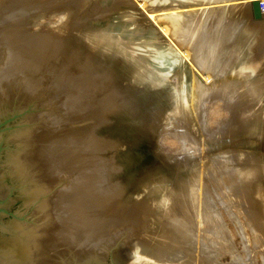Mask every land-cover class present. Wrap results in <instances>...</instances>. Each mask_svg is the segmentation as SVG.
Masks as SVG:
<instances>
[{
    "label": "rangeland",
    "instance_id": "374dc122",
    "mask_svg": "<svg viewBox=\"0 0 264 264\" xmlns=\"http://www.w3.org/2000/svg\"><path fill=\"white\" fill-rule=\"evenodd\" d=\"M78 1L0 0V264H110L118 246V260L137 253L134 264H150L148 246L202 182L201 199L235 214L229 232L216 231L238 255L223 250L217 264H264V174L222 177L256 155L264 162L253 1ZM160 14L178 25L152 24ZM10 237L37 258L6 251Z\"/></svg>",
    "mask_w": 264,
    "mask_h": 264
},
{
    "label": "bare ground",
    "instance_id": "6f19581e",
    "mask_svg": "<svg viewBox=\"0 0 264 264\" xmlns=\"http://www.w3.org/2000/svg\"><path fill=\"white\" fill-rule=\"evenodd\" d=\"M29 2V1H28ZM44 2V1H43ZM77 2H80L77 0ZM39 3V2H38ZM213 3H217V2H212L210 1L209 3H204V4H213ZM202 5V4H201ZM36 6V5H35ZM39 7V6H38ZM131 7L136 11L137 7L133 4L131 5ZM77 8V7H76ZM18 9V8H17ZM5 10V9H4ZM227 9H224V11H226ZM189 11V18L190 20H192L195 16L193 10H188ZM149 12H157V11H152L149 10ZM139 13V12H138ZM53 14V13H52ZM176 14H160L158 16H154L150 22L153 24L154 22L160 24V25H178V23L176 22L175 24L172 23V20H174V16ZM181 15V14H179ZM66 16V15H64ZM127 16L130 18L132 17V14L128 13ZM61 17V16H60ZM63 19V18H62ZM31 20V19H30ZM35 20V19H34ZM129 20V22H130ZM39 21V20H38ZM64 21V20H63ZM73 21V20H72ZM154 21V22H153ZM175 21V20H174ZM250 21V18H248V22ZM38 23V22H37ZM77 23V22H76ZM18 24V23H17ZM59 24V23H58ZM133 24V23H131ZM185 24V23H184ZM182 25V29L186 30V28L184 27L185 25ZM33 25V24H32ZM156 25V24H155ZM76 27V25L74 26ZM157 27V26H156ZM155 27V28H156ZM160 27V26H159ZM158 28V27H157ZM164 28V27H163ZM162 28V29H163ZM7 29V28H6ZM10 29V28H9ZM160 29V28H159ZM161 29V31H162ZM156 30V29H155ZM257 32L264 30V18L263 20H261L259 23H257ZM157 31V30H156ZM155 31V32H156ZM164 33V32H163ZM164 35L162 34L161 37H163ZM254 41H252L253 43ZM248 44V42H247ZM254 45H261V48L263 46L262 49H264V35L262 36H258L257 39H255V43H253ZM249 61H251V58H248L245 63H248ZM227 69V65L223 67V71L225 72ZM249 90V89H248ZM250 92H256V88H251ZM246 93V92H245ZM248 93V91H247ZM246 93V95H247ZM206 98V97H205ZM250 98L249 95H247L245 97L246 99V105H251V103H249L247 101V99ZM245 99L241 100V106H243V103L245 101ZM259 103L262 102L261 104V108L258 109H262L264 107V95L258 98ZM211 102V101H210ZM211 104V103H210ZM214 104V102H213ZM212 104V105H213ZM211 105V106H212ZM210 107V105H209ZM209 109V108H208ZM211 109V108H210ZM213 109V107H212ZM220 110V109H219ZM207 111V110H205ZM210 111V110H209ZM215 111V110H214ZM212 111V112H214ZM211 112V113H212ZM219 112V111H218ZM261 112V110H260ZM205 113V112H204ZM208 113V112H207ZM209 112V114H211ZM259 113V112H258ZM207 115V114H206ZM205 115V116H206ZM213 115V113L211 114ZM215 115V114H214ZM217 115V114H216ZM209 116V115H208ZM204 118V117H203ZM206 123V122H205ZM185 143V142H184ZM229 163L228 158H225V163L224 165H227ZM228 166H226L225 168H227ZM235 167L234 164H232V168L234 169L235 173L234 175H231L232 177L234 176V179L229 180V178L227 177V174L222 173V177H224L225 182L226 180H228L229 182H233L235 179H240V178H244L246 179L249 176H252V178H258L261 175L264 174V162L260 159V157L256 155V157L253 160H250V162L245 163L244 166H239ZM229 170V169H228ZM227 170V171H228ZM230 171V170H229ZM218 172V171H217ZM223 172V171H222ZM214 173V172H213ZM212 173V174H213ZM217 173H215L216 176ZM224 174L226 176H224ZM230 174V173H229ZM221 173L218 174V176H220ZM221 177V176H220ZM231 177V178H232ZM240 177V178H239ZM217 178V176H216ZM251 178V179H252ZM2 179V178H1ZM203 179V178H202ZM202 181V180H201ZM251 181V180H250ZM216 182V181H215ZM214 182V183H215ZM249 182V181H248ZM203 183V182H202ZM201 185L198 187H195V189H191L188 191V193H186V197H188V200H184L182 199V204L179 207L178 213L180 211L181 215H169L168 217L170 218V221H167L166 223V229L165 231H163V238L161 243L159 244V246L156 248L154 246H148L149 248H151L150 250V254L151 258H153L154 260H148L150 261V264H217L216 258H222L223 255V250H228L227 252H229L231 254L230 258L228 259H232L235 256L234 255H238V253L235 252L234 246H233V239L231 237H227V236H218V231L223 230L225 232H229V221L226 220V217H228L229 215H235L233 214V209H230L228 207V209H226V214L221 213L219 210L215 209L214 207H212L207 200H204L203 198L201 199L200 196L203 192L206 191L207 184L203 183L204 185ZM227 183V182H226ZM257 183V182H256ZM199 184V183H198ZM197 184V185H198ZM209 184V183H208ZM220 184V183H219ZM223 184V183H221ZM258 184V183H257ZM228 185V184H227ZM226 186V185H225ZM246 191L247 189H250V183L246 184ZM229 188V187H228ZM209 191V190H208ZM211 192V191H210ZM229 194L233 193V187L229 190L228 192ZM247 193V192H246ZM212 195V194H211ZM226 195V194H225ZM234 195H236V193L234 192ZM213 196V195H212ZM235 213V212H234ZM247 213V214H246ZM242 218L249 220L248 216L250 217L249 213L246 212ZM176 215L178 217H176ZM251 218V217H250ZM243 219H238L240 221V223L244 226H248L247 225V221L243 220ZM17 225V224H16ZM74 225V224H73ZM84 225V224H83ZM18 227V226H17ZM162 227V226H161ZM19 228V227H18ZM82 228V227H81ZM84 228V227H83ZM255 228V226L253 227ZM202 229L204 230V232L207 235H200V232H202ZM242 231H241V235H244V232L246 231L244 227H241ZM83 230V229H82ZM19 231V230H18ZM47 231V230H46ZM84 231V230H83ZM212 231H215L214 233ZM258 231V230H257ZM45 232V231H44ZM73 232V231H72ZM212 232V233H211ZM210 233V234H209ZM22 234V233H21ZM46 234H48L46 232ZM258 234V233H257ZM45 235V234H43ZM97 236V235H96ZM247 236L244 237V247H242V249H244L246 247V245H248L249 239L246 238ZM49 239V237H47ZM46 238V239H47ZM70 238V237H69ZM5 239V238H3ZM44 239V238H43ZM62 239V238H61ZM164 239H166V241L168 242H164ZM7 240V241H6ZM5 241H3L2 246L5 248V250H11V252H13L16 256L17 259L19 258L20 261L27 263L26 261L30 262V261H34L32 260V250L29 249L28 247H26V245L19 239H17V237H15L13 239V237H10L9 239H6ZM40 240V239H39ZM45 240V239H44ZM71 240V239H70ZM170 240V241H169ZM196 240V241H195ZM28 241V240H27ZM36 241V240H35ZM73 241V239H72ZM37 242V241H36ZM39 242V241H38ZM69 242V241H67ZM40 243V242H39ZM38 243V244H39ZM48 243V242H47ZM36 244V243H35ZM33 243V245H35ZM38 244L35 245V247H38ZM82 244V243H81ZM152 244V243H151ZM155 244V243H154ZM44 245V244H43ZM72 245V244H71ZM231 245V246H230ZM32 246V245H31ZM30 246V247H31ZM62 246V245H61ZM147 246V245H146ZM33 246V248H35ZM35 248L38 249V248ZM51 247V245H50ZM66 247V246H65ZM69 247V246H68ZM67 247V248H68ZM41 248H43L41 246ZM47 248V246H46ZM90 248V246H89ZM128 248H131L128 246ZM83 249V248H82ZM251 248H249L250 251ZM253 249V248H252ZM6 250V251H7ZM76 250V249H75ZM94 250V249H93ZM139 250H141L139 248ZM261 250V249H260ZM47 251V250H46ZM72 251V250H71ZM74 251V249H73ZM77 251V250H76ZM147 252V247H143L142 250L140 251L142 252ZM248 251V252H249ZM263 251V250H262ZM261 251V252H262ZM37 252V250H36ZM34 253L35 258L36 255L38 253ZM48 252V251H47ZM82 252V251H81ZM86 252V251H85ZM84 252V253H85ZM257 253L259 251H256ZM41 253V252H40ZM65 253V252H64ZM70 253V252H69ZM83 253V254H84ZM90 253V252H89ZM127 253V252H126ZM256 253V254H257ZM72 254V253H71ZM91 254V253H90ZM89 254V255H90ZM229 254V255H230ZM253 254V252H252ZM44 255V254H43ZM52 255V254H51ZM50 255V256H51ZM132 255V254H131ZM137 253L133 254L130 259L131 262L130 264H134L139 262V256L137 258ZM251 254L249 253L248 256H250ZM15 256V257H16ZM40 256V255H39ZM45 256V255H44ZM47 256V255H46ZM53 256V255H52ZM55 256V255H54ZM59 256L61 257V255L59 254ZM150 256V255H149ZM253 256V255H251ZM89 257V256H88ZM255 257V256H254ZM41 258V257H40ZM52 258V257H50ZM56 258V257H55ZM129 258V257H128ZM259 261H263L264 262V257H258ZM47 259V257H46ZM53 259V258H52ZM83 259V258H82ZM127 259V258H126ZM239 259V258H238ZM257 259V260H258ZM45 260V259H44ZM43 260V261H44ZM59 260V259H58ZM141 260V259H140ZM256 260V259H255ZM43 261H41V264H44ZM47 261V260H46ZM147 261V260H146ZM152 261V262H151ZM49 263L53 262V261H48ZM79 262V261H78ZM91 262V261H90ZM4 263V262H3ZM31 263V262H30ZM47 263V262H46ZM243 263V262H242ZM8 264V263H7ZM32 264V263H31ZM35 264V262H34ZM37 264V263H36ZM57 264V263H56ZM81 264V263H80ZM140 264V263H139ZM226 264V263H225ZM249 264V263H247Z\"/></svg>",
    "mask_w": 264,
    "mask_h": 264
},
{
    "label": "water",
    "instance_id": "95a60500",
    "mask_svg": "<svg viewBox=\"0 0 264 264\" xmlns=\"http://www.w3.org/2000/svg\"><path fill=\"white\" fill-rule=\"evenodd\" d=\"M210 1L212 2H217L218 4H223V3H231V2H244V1H253L252 2V12H253V16L256 20H260L262 18H264V14L261 12V9H260V0H198V1H194L193 3H190V4H187V5H178V8H186L187 6H190V5H200V4H204V3H209ZM172 8H176V7H172V6H167V7H164V8H160V9H153L152 11H158V10H167V9H172ZM162 12V11H161ZM118 248L119 246L112 250L111 251V262L110 264H126V261L123 262V261H120L118 260V255L115 254V251L116 252H119L118 251Z\"/></svg>",
    "mask_w": 264,
    "mask_h": 264
},
{
    "label": "built area",
    "instance_id": "2783aa9c",
    "mask_svg": "<svg viewBox=\"0 0 264 264\" xmlns=\"http://www.w3.org/2000/svg\"><path fill=\"white\" fill-rule=\"evenodd\" d=\"M260 9H261V12L264 14V1L263 0H260Z\"/></svg>",
    "mask_w": 264,
    "mask_h": 264
}]
</instances>
